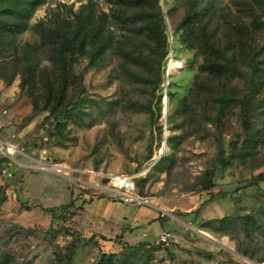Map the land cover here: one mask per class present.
I'll return each instance as SVG.
<instances>
[{
  "label": "rangeland",
  "instance_id": "obj_1",
  "mask_svg": "<svg viewBox=\"0 0 264 264\" xmlns=\"http://www.w3.org/2000/svg\"><path fill=\"white\" fill-rule=\"evenodd\" d=\"M136 1L45 0L28 30L0 38V264H264V53L251 58L264 43V2L203 0L215 3L210 27L219 24L245 73L215 84L225 96L211 122L200 106H182L200 60L175 33L189 0H159L168 55L158 89L156 68L140 57L155 62L161 42L125 20L142 9ZM90 11L72 47L62 32ZM96 26L107 41L92 55ZM101 197L139 213L145 239L115 236L83 210ZM161 231L170 246L155 244Z\"/></svg>",
  "mask_w": 264,
  "mask_h": 264
},
{
  "label": "trees",
  "instance_id": "obj_2",
  "mask_svg": "<svg viewBox=\"0 0 264 264\" xmlns=\"http://www.w3.org/2000/svg\"><path fill=\"white\" fill-rule=\"evenodd\" d=\"M45 0H0V38L8 35H19L24 33L30 28V19L39 5ZM263 3L264 0H257ZM138 6L142 9L135 11L130 16L126 17L129 25L138 28L140 33L146 37L155 39L158 38L161 42V49L159 50V58L154 62L150 61L148 56H142L140 59L146 60L148 65H152V69L156 68L154 89H158L163 82L164 73L161 71L162 61L168 55V40L166 36V23L162 9L159 5V0H137ZM151 3L152 8H144V5ZM213 10H215V3L210 1L203 3V0H189V9L179 21L175 27V33L181 32L183 35L184 43L187 44L188 48L196 50V55L200 59L198 72L195 74V79L189 92L184 96L182 100V106L185 110L195 111L198 106L203 108L206 116L210 117L212 112L218 113L220 107L223 105L222 99L225 94L223 91H216L215 84L226 83L230 79H237L245 76L244 71L238 65L236 56L230 55L229 50L231 47H227L221 37L219 36V24L212 25ZM94 12L90 11L84 19L80 20L79 23L71 31H63L61 37L67 41L72 47L75 46V42L80 36L89 30L93 21ZM103 34L102 28L96 26L93 33L88 39L90 45L91 54L95 55L98 53L100 47L105 44L107 37L100 40ZM5 47L0 48V51H4ZM78 48L76 49V51ZM264 53V43L258 48L257 51L251 54L253 58L257 54ZM134 56V55H133ZM75 57H73V61ZM155 66V67H154ZM68 79H73V73L69 71ZM22 84H25L22 81ZM214 92L218 93L217 98H213L210 102L211 96ZM206 94V98L199 103L195 99L196 96ZM217 99V101H216ZM195 103H194V101ZM220 104L216 107V104ZM207 117V119H208ZM211 122H215V119L210 117ZM209 120V121H210ZM201 127V124H199ZM202 128V127H201ZM233 144V143H232ZM233 147V146H231ZM152 146H149V158L152 156ZM0 194L5 198L6 192L5 187L0 185ZM103 198V197H101ZM93 200L85 202L91 203ZM85 208L83 207V210ZM48 212L53 213V209H46ZM222 221L226 220V217L221 218ZM248 225L255 228H263V223L252 215L247 216L246 220ZM249 228V227H248ZM116 236H120L118 234ZM103 238H105L103 236ZM136 245H130V248H135ZM259 262H264V257L259 259Z\"/></svg>",
  "mask_w": 264,
  "mask_h": 264
},
{
  "label": "crops",
  "instance_id": "obj_3",
  "mask_svg": "<svg viewBox=\"0 0 264 264\" xmlns=\"http://www.w3.org/2000/svg\"><path fill=\"white\" fill-rule=\"evenodd\" d=\"M94 202L95 201L93 200L91 203L85 204L84 210L88 211L89 208L90 210H94L96 216L102 218L104 223L107 224L110 232L116 231L115 236L121 234L122 238H128L135 234L138 237V241L145 239V234L143 232V234L138 236V229H142L144 227V225L141 224L142 220L139 217V213L135 212V214H131L132 211H129L127 209L118 210V205L124 204L119 201L101 198L98 200V204H95ZM140 210L142 212L150 214L154 218V220H158V227L161 226L159 213L151 211L150 209H147L145 207L141 208ZM158 227H156V229ZM131 229H133L132 232ZM161 232L159 233V235L161 234Z\"/></svg>",
  "mask_w": 264,
  "mask_h": 264
},
{
  "label": "built area",
  "instance_id": "obj_4",
  "mask_svg": "<svg viewBox=\"0 0 264 264\" xmlns=\"http://www.w3.org/2000/svg\"><path fill=\"white\" fill-rule=\"evenodd\" d=\"M53 170L56 171L57 173H63L64 172V168L60 167L58 165H54ZM139 203L142 202H146L149 203V201L147 199H137ZM171 243V238H170V233L168 231H162L161 234L158 236V238L155 241L156 245H160V246H170Z\"/></svg>",
  "mask_w": 264,
  "mask_h": 264
},
{
  "label": "bare ground",
  "instance_id": "obj_5",
  "mask_svg": "<svg viewBox=\"0 0 264 264\" xmlns=\"http://www.w3.org/2000/svg\"><path fill=\"white\" fill-rule=\"evenodd\" d=\"M179 64L178 61L176 60H171L170 61V64H169V68H170V71H172L177 65ZM163 149V148H162ZM65 168V167H64ZM116 182L118 184H121L123 186H130V184H132L130 181H129V178L128 177H125V176H116ZM133 181V180H132Z\"/></svg>",
  "mask_w": 264,
  "mask_h": 264
},
{
  "label": "water",
  "instance_id": "obj_6",
  "mask_svg": "<svg viewBox=\"0 0 264 264\" xmlns=\"http://www.w3.org/2000/svg\"><path fill=\"white\" fill-rule=\"evenodd\" d=\"M167 97L164 96V112H166V108H167ZM233 144H235V141H233Z\"/></svg>",
  "mask_w": 264,
  "mask_h": 264
}]
</instances>
